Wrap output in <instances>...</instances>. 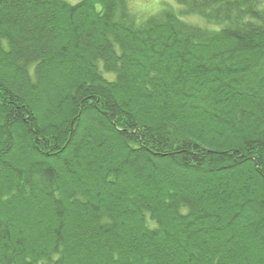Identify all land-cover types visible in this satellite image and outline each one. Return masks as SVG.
<instances>
[{
    "label": "trees",
    "instance_id": "16d2710c",
    "mask_svg": "<svg viewBox=\"0 0 264 264\" xmlns=\"http://www.w3.org/2000/svg\"><path fill=\"white\" fill-rule=\"evenodd\" d=\"M174 1L0 0V264H264V0Z\"/></svg>",
    "mask_w": 264,
    "mask_h": 264
},
{
    "label": "rangeland",
    "instance_id": "374dc122",
    "mask_svg": "<svg viewBox=\"0 0 264 264\" xmlns=\"http://www.w3.org/2000/svg\"><path fill=\"white\" fill-rule=\"evenodd\" d=\"M66 1L70 3H76L79 0H66ZM131 4L134 7V10H136V12L142 15V17L157 13L164 6V4L170 5L176 10L179 9L178 5L174 0H132ZM196 17L202 20L197 15H191L188 17V19L192 21H198Z\"/></svg>",
    "mask_w": 264,
    "mask_h": 264
}]
</instances>
